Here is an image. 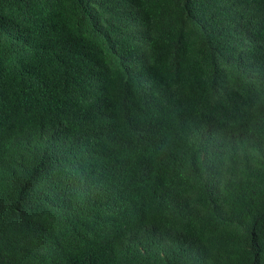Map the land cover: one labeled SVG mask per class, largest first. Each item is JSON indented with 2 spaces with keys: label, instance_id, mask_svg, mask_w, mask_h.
<instances>
[{
  "label": "trees",
  "instance_id": "1",
  "mask_svg": "<svg viewBox=\"0 0 264 264\" xmlns=\"http://www.w3.org/2000/svg\"><path fill=\"white\" fill-rule=\"evenodd\" d=\"M0 264H264V0H0Z\"/></svg>",
  "mask_w": 264,
  "mask_h": 264
}]
</instances>
